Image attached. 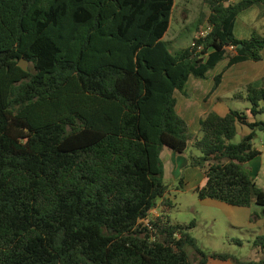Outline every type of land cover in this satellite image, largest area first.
Segmentation results:
<instances>
[{
	"label": "trees",
	"instance_id": "obj_1",
	"mask_svg": "<svg viewBox=\"0 0 264 264\" xmlns=\"http://www.w3.org/2000/svg\"><path fill=\"white\" fill-rule=\"evenodd\" d=\"M175 3L0 0V264H264L202 251L195 223L172 224L166 210L150 217L168 192L164 149L183 155L189 142L206 177L201 201L264 207L245 168L261 154L264 120L213 111L193 137L175 97L222 61L263 60L264 36L240 40L235 24L255 6L264 17V0H203L210 33L171 53ZM235 97L264 114V87ZM240 125L251 133L236 144ZM254 247L264 251V235Z\"/></svg>",
	"mask_w": 264,
	"mask_h": 264
},
{
	"label": "rangeland",
	"instance_id": "obj_2",
	"mask_svg": "<svg viewBox=\"0 0 264 264\" xmlns=\"http://www.w3.org/2000/svg\"><path fill=\"white\" fill-rule=\"evenodd\" d=\"M258 9V7H255L253 10L257 12ZM251 11L252 10L246 11L244 15L242 14L239 16L235 35H241L247 30L253 33L257 31L258 28H262V23L260 22L262 17L257 16ZM207 17L208 8L204 5L203 0H176L171 26L165 38V41L169 43L171 53L191 46L194 42V38H197L199 31L206 28ZM229 52H232V49H229ZM26 68L27 70L30 68L28 63H26ZM219 72L216 71L212 73L210 78L205 80L204 83L215 88L214 77ZM229 97L230 98H226L224 102L236 110L243 111L246 107H250V103L247 101H237L231 96ZM177 98L179 106L185 107L183 116H181L187 121L191 135L193 137H200L201 123L195 121V117L186 113L188 110L187 99H184L185 97L180 93ZM257 119L264 120V114L258 116ZM257 135H259V138L262 140L259 143V147H261V151L264 152V133L257 132ZM241 141L242 138L237 136L233 140V143L237 144ZM166 156H172V154L167 152L165 153V157ZM173 156L175 160L182 158L185 161L187 160L189 163L188 167L179 170L180 176L178 179H174L169 173L166 178H164L168 192L165 199L157 200V207L152 210L150 217H156L166 210L172 224L190 226L194 222L195 227L191 228L189 233L197 240L198 247L202 251L208 253H229L240 259H256L257 250L254 247V241L258 236L264 235V228L260 229L256 227L252 229V227H250L247 229H236L232 227L231 220L225 212L199 199L196 188L200 185L205 174L201 168L193 167L192 165L191 159L201 156V153L196 150L193 145L189 146V150L185 154H174ZM262 159L264 162V158ZM194 172L200 175L201 178H195L193 176ZM183 175L185 176V180H183ZM165 200L170 201L171 206L163 210L162 203ZM189 252L192 258L194 256V251L190 249Z\"/></svg>",
	"mask_w": 264,
	"mask_h": 264
},
{
	"label": "crops",
	"instance_id": "obj_3",
	"mask_svg": "<svg viewBox=\"0 0 264 264\" xmlns=\"http://www.w3.org/2000/svg\"><path fill=\"white\" fill-rule=\"evenodd\" d=\"M255 7H252L247 11L252 10L251 11L252 13H255L257 16H260L259 9L257 10V12H254L255 10L253 9H255ZM244 13H246V11L241 13L240 15L242 14L244 15ZM260 22L262 23L261 25L262 28H258L257 32L264 36V17L261 18ZM236 24H235V30H236ZM251 35H252L251 31L247 30L241 35H236V37L239 38L240 40H244V39H249ZM227 65H228V60L222 61L215 67L214 70L207 73L206 79H196L194 77H191L185 87V93H181L178 91L175 93V97L177 99V111L180 116L181 115L183 116L185 107L179 106V101L177 98L179 93L182 94L185 97L184 99H187L188 101L187 102L188 110L186 111V113L190 116L195 117V121L201 123V121L204 120L207 117V115L213 111L219 114L220 116H226L230 112V110L234 109L233 107H230L228 104L224 102L226 98H230L229 96H231L233 99L237 101H244V102L247 101L245 98L235 97V94L238 92H244L245 88L248 85H252L256 88L264 87V51H263V60L261 62L258 63L251 61L243 62L236 64L233 67L225 70L224 68L227 67ZM216 71L218 72L220 71V72L215 75L214 80L218 75L222 74L223 72L224 73L221 84L219 85L217 90L214 91L213 86H210L209 84H205L204 81L208 80L210 78V75L212 73H215ZM250 107H246L245 110H243L249 116V121L250 122L259 121L257 119L258 117L255 118L251 115ZM237 130H238L237 136H240L242 139L244 136H247L251 133V130L247 126L240 125L238 126ZM261 141H262L261 138H259V135H257L255 144H256V148L261 152V154L251 162L245 164V168L250 173L256 185L264 190V162L262 159L264 158V152L261 151V147H259V143ZM190 145H192V142H189L186 152L189 150ZM167 152L169 154H172V156L176 154L167 148L164 149L161 155L165 166L164 178H166V176L169 173L171 177H173L174 179H178L180 176L179 170L188 167L189 163L187 160L185 161L183 158L179 160H175L174 156L173 159L172 156L165 157V153ZM193 176L195 178L198 177L201 178L200 175H198L196 172L193 173ZM183 180H185V176ZM205 183H206V177L204 175V178L201 180L200 185H198L196 190L202 188L205 185ZM203 202L208 203L210 206L225 212V214L231 220L232 227L236 229H247L250 227H252V229L256 227H259L260 229L264 228V207H260L256 204L252 205L250 208L234 207L210 199L204 200ZM162 207L163 210H165V207L164 206ZM256 250H257L256 259L254 260L251 258L248 259L241 258V259L245 261H259L261 258H264V251L260 248H256ZM207 264H234V263L232 261H220L215 259H209Z\"/></svg>",
	"mask_w": 264,
	"mask_h": 264
},
{
	"label": "built area",
	"instance_id": "obj_4",
	"mask_svg": "<svg viewBox=\"0 0 264 264\" xmlns=\"http://www.w3.org/2000/svg\"><path fill=\"white\" fill-rule=\"evenodd\" d=\"M210 31H211V29L206 26L205 29H203L199 32L198 39L205 38L210 33ZM193 45H194V43H193Z\"/></svg>",
	"mask_w": 264,
	"mask_h": 264
},
{
	"label": "water",
	"instance_id": "obj_5",
	"mask_svg": "<svg viewBox=\"0 0 264 264\" xmlns=\"http://www.w3.org/2000/svg\"><path fill=\"white\" fill-rule=\"evenodd\" d=\"M240 48H242V45H240ZM26 61L25 60H21L20 63H19V66L24 70V71H27V68H26Z\"/></svg>",
	"mask_w": 264,
	"mask_h": 264
}]
</instances>
